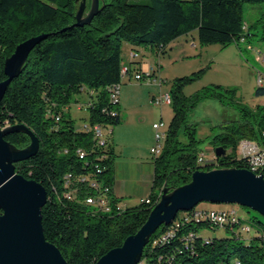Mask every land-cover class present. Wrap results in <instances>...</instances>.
I'll return each mask as SVG.
<instances>
[{
	"label": "trees",
	"instance_id": "obj_1",
	"mask_svg": "<svg viewBox=\"0 0 264 264\" xmlns=\"http://www.w3.org/2000/svg\"><path fill=\"white\" fill-rule=\"evenodd\" d=\"M243 2L264 0H106L100 2L89 23L78 25L73 0H0V81L6 78L3 62L15 46L31 36L45 34L30 52L21 73L7 86L0 101V127L23 124L38 138L37 153L15 163V171L44 186L43 233L68 264H95L101 255L139 229L163 188L183 185L193 171L206 169L197 162V147L202 140L197 137L196 122L189 119L191 110L204 99L215 98L240 115L239 120L223 122L212 136L213 147L220 145L228 150L217 157L219 165L245 166L237 155L241 138L254 139L264 146V104L249 108L239 101L234 88L220 85L185 95L183 86L199 70L171 83L172 118L162 151L153 158L149 203L123 207L120 212L94 213L81 200L86 187L83 191L78 188L72 199L64 196L63 177L68 172L90 173L109 186L112 194V144L108 140L105 148L96 146L92 134L76 125L69 108L88 101L91 103L82 119L109 129L120 122L118 103L110 101L107 88L121 79L122 42L161 48L164 53L166 45L192 30L197 31L201 44L238 42L250 35L243 25ZM258 23L262 24L264 41V19ZM256 94L264 95V85L257 86ZM112 108L116 114L111 117L107 112ZM4 139L18 148L30 141L22 131L9 132ZM77 149L86 152L82 159ZM101 154L106 156L98 160ZM96 165L100 172H96ZM198 210L202 209L194 206L178 211L169 224L158 227L143 248L141 264H264V222L259 219L263 216L253 211V219L245 221L234 210L230 223L217 226L196 218L194 212ZM208 229H223L230 235H204Z\"/></svg>",
	"mask_w": 264,
	"mask_h": 264
},
{
	"label": "rangeland",
	"instance_id": "obj_2",
	"mask_svg": "<svg viewBox=\"0 0 264 264\" xmlns=\"http://www.w3.org/2000/svg\"><path fill=\"white\" fill-rule=\"evenodd\" d=\"M98 1L101 4L100 2L106 0ZM91 2L92 0H73L75 13L80 6L83 7V15L87 13ZM242 16L244 29L250 32L243 41L231 42L227 45L215 42L201 44L197 31L192 30L175 39L166 47L162 55H160L161 52L157 54L156 50V55L153 52L146 53L145 50L144 56L141 57L139 52H133L138 55L136 58H142L145 63L156 69V77L160 79L161 86L159 88L156 83L149 81L151 77L138 81L132 78L128 80L126 76L121 80L119 104L123 118L111 127H113V137L120 144L119 149L123 156L149 157V148L155 144V131L152 124L162 121L165 124L162 129L166 131L173 112L172 105L160 107L151 104L149 100L152 94L157 97L160 93L169 92L171 83L176 78L191 76L200 70L194 79L183 86L182 91L185 95H192L204 87L220 85L224 88H234L239 101L249 108L264 104V95L256 94L258 77L262 78L264 85V58L262 57L264 41L261 39L262 24L258 23L264 19V2H243ZM192 40L193 45H191ZM130 44L127 40L122 42V56L129 52ZM259 56L262 58H258ZM69 111L79 127L86 113L80 112L74 105L70 106ZM189 119L197 124V137L202 140L197 147L198 155L206 161L212 159L214 155L211 139L220 131L219 126L223 122L239 120L240 115L231 106H224L215 98H207L191 110ZM183 140L186 139L183 138ZM196 208L220 210L232 208L245 221H251L255 216L253 211L232 203L203 201L199 202ZM259 219L264 222L263 218L259 217ZM203 234L221 238L229 236L230 232L223 229H208Z\"/></svg>",
	"mask_w": 264,
	"mask_h": 264
},
{
	"label": "water",
	"instance_id": "obj_3",
	"mask_svg": "<svg viewBox=\"0 0 264 264\" xmlns=\"http://www.w3.org/2000/svg\"><path fill=\"white\" fill-rule=\"evenodd\" d=\"M98 10V0H92L84 15L80 6L75 13L76 24L89 23ZM44 37L45 34H38L23 40L5 58L3 73L6 78L0 81V101L11 79L21 73L30 52ZM12 131L25 132L29 143L18 148L6 141L4 136ZM38 148V138L25 125L0 127V264H68L57 246L47 241L43 233L44 186L15 171V163L34 156ZM213 151L216 157L228 152L220 145L213 147ZM203 201L238 204L264 217V176L261 172L256 174L236 166L196 169L187 183L163 188L139 229L127 236L121 245L101 255L95 264H138L144 246L158 227L169 224L178 211L190 210Z\"/></svg>",
	"mask_w": 264,
	"mask_h": 264
},
{
	"label": "built area",
	"instance_id": "obj_4",
	"mask_svg": "<svg viewBox=\"0 0 264 264\" xmlns=\"http://www.w3.org/2000/svg\"><path fill=\"white\" fill-rule=\"evenodd\" d=\"M244 38H240L239 41H243ZM161 48L157 49V54L161 52ZM260 51H258L259 53ZM133 57L136 55L134 53L131 54ZM264 58V56H262ZM258 57V58H262ZM120 75L121 79L120 82L114 83L111 86H108L109 92V99L113 104H117L119 102V87L121 84V80L127 76L129 79L134 80H144V78H149L150 74L146 73L143 74L137 69H132L127 64L123 62L120 68ZM154 80L160 83L158 78H154ZM257 84L259 86L263 85V80L261 77L257 78ZM91 94L94 91H90ZM171 98L169 92L161 93L157 97H152L150 99V103L154 105H161V104H170ZM91 102L88 101H79L78 103L74 104L75 108L79 111L87 113L88 105ZM104 110V109H103ZM109 116H115L116 110L110 109L108 112ZM55 119H59V114H56ZM152 127L155 131V144L150 147V154L152 158L158 156L161 153L163 145H164V137H165V130L164 123L162 121L154 122ZM80 128L86 132H90L92 134V138L94 139L95 145L99 148H105L107 146V142L109 140V134L111 133V129L106 127L104 124L100 123H90L87 119H82L80 124ZM162 130V131H161ZM161 131V132H160ZM78 157L83 158L86 152L82 149L76 150ZM238 158L243 159L245 166L244 167H251L252 171L256 174L261 172L264 174V146L259 144L254 140H249L247 138H241L238 143ZM106 154H101L98 156V160H102L105 158ZM197 162L201 164L208 170L209 167H222L219 165L218 159L215 155H213L212 159L204 160L203 157L198 155ZM101 168L96 165V172H100ZM63 184H64V192H66V198L72 199L74 194L78 192V188L80 191L86 187L85 193L81 194L82 202L87 205L92 212L94 213H109L111 211L120 212L123 209V205L115 200L113 194H109L111 191L109 186H105L102 184L101 181L97 180L95 176L91 175L90 173H72L68 172L63 177ZM92 190V192H91ZM159 199V198H158ZM141 202L146 203V196L141 199ZM235 211L231 209H202L194 212V216L196 218H200L203 220H207L213 225L221 226L225 223H230L231 221V214H234ZM138 264H141L139 262Z\"/></svg>",
	"mask_w": 264,
	"mask_h": 264
},
{
	"label": "crops",
	"instance_id": "obj_5",
	"mask_svg": "<svg viewBox=\"0 0 264 264\" xmlns=\"http://www.w3.org/2000/svg\"><path fill=\"white\" fill-rule=\"evenodd\" d=\"M173 41L170 42L169 44L173 43ZM193 44L194 43L192 40L191 45ZM168 45H166L165 48L163 49L164 53ZM171 46L174 47L173 45ZM145 50H146V53H150V52L155 53V49L152 47L134 46L133 44H130L129 52H127L125 55L122 56V61L125 64H127L129 67H131L132 69H137L143 74L149 73L152 79H148V80L156 83L160 88L161 82L158 83V81L154 80V78H157L156 72H155L156 69H154V67L145 63V61H143L142 58H136L138 56L137 54L134 57L131 55L133 52H136V53L139 52V55H140L139 57L144 56ZM162 54L163 53H160V55ZM119 94H120V91H119ZM152 97H154L153 94L151 95V98ZM163 105H170V104H161L158 106L162 107ZM118 110H119V117L122 119L123 116L120 110L119 102H118ZM109 141L112 144L109 147L113 151L112 194L115 198L119 200V202L124 207L135 206L141 202L142 198L150 195V192L152 190V182H153V174H154L153 158L150 152H149V157L147 156L146 157L123 156L119 149L120 144H118L117 140H115V138L113 137V127L111 128V135H110ZM209 149H212V148H209ZM149 151H150V148H149Z\"/></svg>",
	"mask_w": 264,
	"mask_h": 264
},
{
	"label": "bare ground",
	"instance_id": "obj_6",
	"mask_svg": "<svg viewBox=\"0 0 264 264\" xmlns=\"http://www.w3.org/2000/svg\"><path fill=\"white\" fill-rule=\"evenodd\" d=\"M159 155V154H158ZM213 169V168H216V167H209V169ZM247 169H250V170H252L251 169V167H247ZM64 196L66 197V192H64ZM151 201V199H150V197H149V195L146 197V203H149ZM233 215H235V213L234 214H231V216H233Z\"/></svg>",
	"mask_w": 264,
	"mask_h": 264
}]
</instances>
